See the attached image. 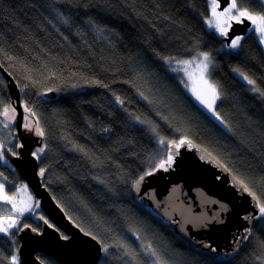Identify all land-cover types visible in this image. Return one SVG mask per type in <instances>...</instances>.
I'll list each match as a JSON object with an SVG mask.
<instances>
[{
    "label": "trees",
    "instance_id": "16d2710c",
    "mask_svg": "<svg viewBox=\"0 0 264 264\" xmlns=\"http://www.w3.org/2000/svg\"><path fill=\"white\" fill-rule=\"evenodd\" d=\"M237 4L264 15V0ZM209 9V0H0V64L44 131L43 152L34 151L43 184L102 243L99 264H264V218L235 251L212 258L130 193L154 170L158 139L184 140L264 205V46L252 26L231 48L208 27ZM201 53L219 92L214 114L176 65ZM52 90L56 97L45 96ZM11 104L0 70V116ZM15 133L0 132V176L10 194L27 185L5 154ZM39 214L26 213L18 228L0 233V264L17 255L21 225L41 228Z\"/></svg>",
    "mask_w": 264,
    "mask_h": 264
},
{
    "label": "water",
    "instance_id": "95a60500",
    "mask_svg": "<svg viewBox=\"0 0 264 264\" xmlns=\"http://www.w3.org/2000/svg\"><path fill=\"white\" fill-rule=\"evenodd\" d=\"M219 1V9L229 2ZM252 26L247 19L239 24L232 21L223 39L230 44L234 37L246 35ZM0 70L17 110L15 137L23 145L18 147L16 155L9 153V157L45 214L37 218L41 229L28 224L20 227V264H46L41 255L61 264H99L102 243L75 224L43 184L39 158L34 151L43 147L44 135L36 134L35 124L31 130L23 126L27 111L21 88L1 64ZM45 96L54 98L57 93L52 90ZM28 113L32 116V111ZM169 148L174 156L172 165L156 168L151 175L146 173L143 180H137L139 183L133 182L131 195L165 219L186 243L203 254L215 258L235 251L264 218L260 215L261 203L203 147L185 141L178 148L173 144Z\"/></svg>",
    "mask_w": 264,
    "mask_h": 264
},
{
    "label": "snow or ice",
    "instance_id": "6c2138e0",
    "mask_svg": "<svg viewBox=\"0 0 264 264\" xmlns=\"http://www.w3.org/2000/svg\"><path fill=\"white\" fill-rule=\"evenodd\" d=\"M219 7V4L217 3V0H211V16L214 19L208 20L209 27H214L221 36H227L228 32L227 29L231 27V22L235 21L237 24L243 23L244 19H247L248 21H251L254 28L252 30L256 31L260 35V40L264 41V15H258L253 14V12L249 11L247 8L239 7L237 4V0H229L227 6L223 9V11L217 12V8ZM233 10H235V15H233ZM243 37L236 36L231 40L230 47L231 48H237L240 45L241 40ZM200 56L202 59L197 60H185L181 63L185 65H192L196 64L197 69L199 70V84L200 87H193L192 91L196 95L197 99L201 101V103L205 104V106L214 112V103L219 98V92L217 89V86L213 83H210L209 80L205 77V73L207 72L208 66H209V56L207 53H201ZM191 77V74H189ZM241 76L247 81L248 84H254L255 81L249 79L248 77L244 76L243 73H240ZM256 91H259V89H255ZM25 111L31 112V109L27 107V105L24 106ZM9 113V108L4 109V115L7 117ZM12 113L15 114V109H12ZM32 116H35V113H31ZM216 118L220 119L219 114L216 113ZM37 127H36V134L38 136H43L44 131L43 129L39 128V121H36ZM7 127V123L4 125ZM25 128H28L29 130L32 129L31 123H25L23 125ZM163 143V141H161ZM174 147H179L180 145L184 144L185 141L181 140L177 144L176 142H171ZM23 145H20L22 147ZM3 145L0 144V159H3ZM9 152H11V149H8ZM40 152H43V148L39 150ZM12 155H16V153H12ZM172 162V155L169 153L168 160L163 161L160 164V167H164V164H170ZM41 175H43V170L40 172ZM152 173L149 172L147 175H151ZM144 177L141 176L140 180H143ZM139 183V181H137ZM241 183H243L241 181ZM245 190L247 191V186L244 185ZM0 200L5 202H12V208L16 212H20L19 209L16 208V204L13 202V198L9 197L6 192L4 191V185L0 184ZM260 213L264 215V205L260 206ZM43 219V217H41ZM47 223V221H45ZM17 227V220L13 219L12 216L0 218V233L7 234L10 228ZM27 227V225H25ZM35 231V229H33ZM106 251V249H105ZM17 257H12V264H16Z\"/></svg>",
    "mask_w": 264,
    "mask_h": 264
},
{
    "label": "rangeland",
    "instance_id": "374dc122",
    "mask_svg": "<svg viewBox=\"0 0 264 264\" xmlns=\"http://www.w3.org/2000/svg\"><path fill=\"white\" fill-rule=\"evenodd\" d=\"M217 3L220 6V1L219 0H217ZM209 5H210L209 14L206 17V23H207V25H208V20L209 19H214L211 16V0H209ZM220 11H223V10H220L219 8H217V12H220ZM233 15H235V10H233ZM208 27H209V25H208ZM209 28L215 30L216 32H218L214 27H209ZM253 28H254V26H253ZM256 34L258 35V38L260 39L259 33L256 32ZM241 37H243V36H241ZM261 43L264 46V41H261ZM233 49H235V48H233ZM194 59L198 61L199 59H202V57L201 56H197L195 58L186 59V60H194ZM181 62L182 61L176 62V65L179 68H181L182 71L185 72L186 77H187V81H188L189 89H190L191 92H193L192 91L193 87H197V88L200 87V84H199V70L197 69L195 63L192 64V65H185V64H183ZM189 74H191V77H190ZM205 77L209 80L210 83H212L211 80H210V78H209V75L207 74V72L205 73ZM192 94H194V93H192ZM195 97H196V95H195ZM203 105L205 106V104H203ZM213 107H214V105H213ZM7 108H9L8 116L6 117L3 114L4 113V110H3V112H2V114L0 116V130L1 131L3 130V132H5L6 129H9L11 131V133L13 134L14 130L16 131V127L14 128V126L10 123V120L11 119L12 120H15L16 119L17 110H16V108L12 104L10 106H8ZM13 108L15 109V114L12 113V109ZM208 111L210 113L214 114V112L212 110H209L208 109ZM31 118H32L31 115L27 111V113L25 115V121L27 120V123H31L32 124V121L33 120ZM5 123H7V125H8L7 127L4 126ZM17 139H19V138H17ZM161 141H163V140H161V139H158L157 140L158 143L156 145L158 147V154L156 156V163L153 165V168L152 169H156V168H169L172 165L173 161H174V156L171 154L172 155V162L170 164H167V163L164 164V167H160V164L163 161L168 160V157H169V151H168L169 148L168 147L170 146L169 144L164 143V141H163V143H161ZM39 150L37 151V155L39 154L38 153ZM0 184H3L4 185V191L6 192V194L9 197H12L13 198V202L16 204V208L20 210V212H16L12 208V202H5V201L0 200V218L8 217V216L11 215L13 219H16L17 220V227L10 228L9 231H8V232H10L12 229H16V228L19 227V224H21V222L24 219L23 218L24 214L29 213V212L36 213V212L40 211L41 209H40V205H39L38 200L35 198V196L33 195L32 191H31V189L29 188L28 185L23 184L16 191H14L12 194H10L9 191H8V188L6 187L5 181H4V179H3L2 176H0ZM260 215H261V213H260ZM23 225H25V224H23ZM23 225H21V226H23ZM19 229H18V231H19ZM18 248H19V246H18ZM16 257H17L16 264H20L18 250H17ZM11 264H12V261H11Z\"/></svg>",
    "mask_w": 264,
    "mask_h": 264
},
{
    "label": "flooded vegetation",
    "instance_id": "af4514ba",
    "mask_svg": "<svg viewBox=\"0 0 264 264\" xmlns=\"http://www.w3.org/2000/svg\"><path fill=\"white\" fill-rule=\"evenodd\" d=\"M25 123H27V120L25 121V118H24V124ZM14 124V123H13ZM17 139V138H16ZM21 145V142H20V140L19 139H17V142H16V146L14 147V149H11V152H9V151H7V153L5 152V154H6V156L9 158V161H10V163L11 164H13L12 163V161L10 160V157H9V153H16L17 154V149H18V147ZM14 165V164H13ZM44 216H45V214H43ZM41 229V228H40Z\"/></svg>",
    "mask_w": 264,
    "mask_h": 264
}]
</instances>
